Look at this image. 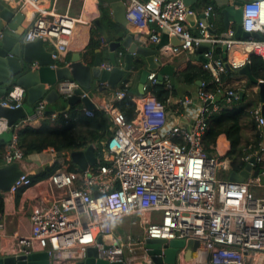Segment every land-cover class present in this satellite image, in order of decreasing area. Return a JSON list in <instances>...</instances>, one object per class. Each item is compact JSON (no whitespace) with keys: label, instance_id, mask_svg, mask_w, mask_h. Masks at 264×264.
<instances>
[{"label":"built area","instance_id":"obj_1","mask_svg":"<svg viewBox=\"0 0 264 264\" xmlns=\"http://www.w3.org/2000/svg\"><path fill=\"white\" fill-rule=\"evenodd\" d=\"M16 1L19 10L34 6L33 22L25 31L24 41L42 39L53 44L52 58L59 59L69 47L81 18L59 13L54 5L36 7L40 0ZM123 2L138 22L153 25L148 32L152 43L160 41L163 31L182 41L180 46L166 45L171 55L194 53L203 42L212 45L222 41L228 48L241 45L247 51L245 63L250 62V55L264 59V0L242 5V31L257 32L261 35L259 39H234V29L229 26L226 34L230 38L222 40L209 33L211 25H202L198 33H192L185 20L190 11L182 0ZM212 13V7L208 6L205 16ZM201 57L210 81L199 80L197 97L201 104L193 123L189 127L169 124L164 104L152 95L144 99L140 108L136 107L132 121H127L114 104L104 107L114 130L102 144V160L97 157L98 163L85 170L77 166L70 171L57 169L37 182L35 202L29 213V232L13 239L9 256L43 250L49 255V264H77L85 258L87 248L93 246L98 257L109 262L152 264L145 251V238L166 242L183 240L184 246L178 249L175 264H247L250 253L264 254V198L256 196L252 189L264 187L261 180L264 177V118L260 106L253 110L262 138L243 149L245 164L253 157L251 167L258 168L259 173L242 181L230 180L231 166L223 163L227 157L208 154L203 139L208 118L223 105L231 106L238 94L247 92L249 86L246 82L228 86L220 81L219 77L228 70L225 60L211 49L204 51ZM117 64L121 68L124 65L122 51H117ZM101 67L111 69L109 63ZM37 68L36 63L31 65L32 70ZM157 74V71L149 73L143 86L145 92L158 83ZM210 82L215 85L213 90L207 88ZM163 83L168 89L173 87L168 75H164ZM54 87L67 99L79 88V83L62 80ZM121 87L114 92L118 100L126 96L127 82L122 81ZM24 96V87L13 84L0 99V106L19 108ZM47 108V102L41 99L31 114L10 126L8 120L0 116V135L11 131L10 140L0 153V167L17 162L23 170L6 192L0 191L3 198L21 188L34 186L31 173L23 167L27 157L18 145L15 129L58 115H47ZM83 110L93 116L92 109ZM230 163L228 160L227 165ZM124 218L129 219L132 227L141 228L140 235L126 232L123 239L106 240L105 237L121 228ZM3 228L0 213V231ZM188 241L198 243L190 256L186 249Z\"/></svg>","mask_w":264,"mask_h":264},{"label":"water","instance_id":"obj_2","mask_svg":"<svg viewBox=\"0 0 264 264\" xmlns=\"http://www.w3.org/2000/svg\"><path fill=\"white\" fill-rule=\"evenodd\" d=\"M97 1L102 7L108 6L111 9L119 24H126L124 19L126 5L123 0ZM242 5L243 2L241 0H234L231 4L226 5L220 10L219 13L222 16L224 26V33L220 35L222 38H230L226 34L230 22L236 24L232 36L234 39H259L261 37L257 32L248 33L242 31ZM201 17H204L203 25H212L213 15L208 17L202 15ZM24 19L25 15L19 11H14L0 1V99L13 84H19L25 89V96L21 107L13 109L0 106V116L8 120V126L27 117L28 112L24 105H35L41 99H44L48 105H53L59 99H62L67 104L63 111L47 110V115L66 113L72 105L76 104H82L86 109H95V102L88 93L92 89L93 79H96L99 84H106L114 89L118 82L123 79L126 72L131 73L133 70L138 69L140 76L137 88L141 95L145 93L143 86L147 81L149 73L152 71L158 72V84H163L164 75H168L171 84L174 85L173 66L162 64L159 54L163 46L167 44L170 46H180L182 41L177 36H169L166 31L161 33L160 41L153 48L141 47L131 35H125L120 41H111L100 19L95 18L92 24L100 34L102 41L108 45V57L111 69L108 70L101 67L102 59L99 47L94 50L95 55L89 63L82 61L81 54L76 52L72 55L67 65L51 68L50 65L64 62V59H53L54 45L51 49H48L42 39L31 42L24 41L23 36L26 31L25 27L22 26ZM185 20L190 24L194 23L195 14L189 12ZM208 31L214 35L211 26ZM211 46V43L203 42L196 48L201 61L204 60L201 57L202 53L209 50ZM121 48L125 49V53L123 54L124 65L122 68L117 64V51ZM227 50L228 45L222 44L224 60H226ZM33 63L38 65V68L35 70L31 69ZM225 65L227 70H232L229 62L225 61ZM238 73L246 76L249 82L258 88L260 114L264 118V81H258L253 76L249 63H245ZM62 80H75L79 83V88L75 89L74 93L67 97V99H63L54 87ZM84 92L87 93L83 95ZM242 95L243 92H240L238 97L241 98ZM69 159L73 165L82 170L98 163L93 144H88L81 150L71 151ZM254 161L253 157L250 158L241 171H231L228 178L233 181H242L249 175L256 176L259 173V169H252L251 164ZM22 173V167L17 162L1 166L0 191L6 192ZM261 180L264 183V177H261ZM100 240V237H98V241ZM182 246H184L183 240H171L168 242L155 238H145L144 240L145 251L152 260V264H175L177 251ZM197 246V242H187L186 249L188 250V256H190L191 251H194ZM0 264H49V255L46 251H36L27 255L5 256L0 257ZM77 264H123V262H109L108 260L99 258L97 249L91 246L87 248L85 258L77 262ZM142 264L148 263L143 262Z\"/></svg>","mask_w":264,"mask_h":264},{"label":"crops","instance_id":"obj_3","mask_svg":"<svg viewBox=\"0 0 264 264\" xmlns=\"http://www.w3.org/2000/svg\"><path fill=\"white\" fill-rule=\"evenodd\" d=\"M8 7L12 8L14 11H19L22 14H25V19L22 23V26L27 29L29 25L33 22V14H34V6L27 5L25 8L21 10L18 9L16 0H0ZM186 7L190 12L195 14V22L187 23L189 30L192 33H198L200 27L203 25L205 10L208 6L212 7L213 14V23L211 25L212 31H214V37L217 39H224L220 35L224 33V26L222 23V16L219 13L220 10L228 4H231L234 0H182ZM243 3L252 1V0H241ZM54 5V8L59 13H68L72 17H80L82 18L80 22L77 23L75 27L74 34L71 38L70 45L67 48L66 52L60 56L59 59H64V62H58L56 67L65 66L71 60V57L74 53L78 52L82 56V61L89 63L94 54L87 49V45L89 40L92 38L95 41H98V47L100 48V54L102 59V64L109 63L108 57V45L102 41L100 34L94 28L92 22L95 18L100 19L101 10L106 12L108 19H110V26H106L100 19L101 23L105 27L106 31L111 38V41H120L117 40L119 35L125 37V35H131L132 38L141 46L147 48H153L156 43H152L148 40L149 37V29L153 26L152 24H143L138 22L135 19V16L125 10L124 19L126 21L125 25L119 24L115 15L112 13L111 9L108 6L102 7L97 0H40V2L36 5V7L40 8H49ZM207 25V24H206ZM209 27V25H207ZM230 29H234L236 24L234 22H230ZM118 29H117V28ZM209 29V28H208ZM263 36V35H262ZM24 37V36H23ZM122 37V38H123ZM210 43V42H209ZM222 44L224 42L213 43L210 49L214 52L216 48H221L220 56L223 58ZM45 46L48 49H51L53 44L45 42ZM166 46V45H165ZM163 46L160 50V59L162 60V64H169L173 66L174 74L179 65L189 61V60H200V55L195 51L194 53H181L179 55H171L169 46ZM240 46V47H239ZM241 45H233L228 48L226 60L229 62L231 69L228 70L226 74H222L219 77V80L225 83L228 86L238 85L242 82L249 81L248 78L244 75L238 73L239 69L245 64L246 61V53H243ZM240 48V49H239ZM118 51H122L125 53V49L121 48ZM85 54V55H84ZM224 59V58H223ZM201 61V60H200ZM140 71L138 69L133 70L131 73L126 72L123 76L122 81L127 82L126 90L129 92L133 98L137 108L141 107L142 102L146 98H151L152 94L150 91L145 92V94L141 95L138 92V83H139ZM122 81L118 82L116 88H110L106 84H99L96 79H93L92 89L88 91L92 100L95 102L96 107L101 103L105 105L113 104V101L116 100L114 96V92L121 87ZM174 91L169 97L164 101V110L166 114V120L169 124L177 123L184 127H189L197 114V109L201 104V101L198 99V87L199 80L194 81H181L177 80L174 75ZM247 93V94H246ZM243 93L241 98L246 97V102L250 105L251 110H254L260 106V100L258 95V88L255 85L249 87L248 91ZM186 100H190V103H185ZM36 104V103H35ZM28 115L32 113L35 105L29 106L24 105ZM67 104L63 103L62 99L56 101L53 105H48L47 110H55V111H63L65 110ZM222 107H228L223 105ZM84 108V107H83ZM252 119L253 117L249 114V116L243 117L241 119V135H242V146L245 148L248 143H250L254 136V128L252 127ZM255 121V119H254ZM256 123V121H255ZM41 124V121L32 124V127H38ZM264 138V136H263ZM105 141H102V144ZM95 148V145H94ZM212 152L209 154L218 155L215 153L216 149H221L223 153H226L230 149L229 142L227 141L224 135H220L214 147H212ZM71 151L67 153V157L69 159V154ZM102 153L100 152V155ZM55 150L51 147L38 152L30 154L24 161L23 167L29 173L34 174L40 171L41 169L50 166L55 160ZM97 156V155H96ZM98 157V156H97ZM102 160V157H98ZM75 166V165H74ZM40 181V180H39ZM38 182V181H37ZM33 183V187L29 188H21L16 193L9 195L4 199V208H3V221L4 228L0 231V257L9 256L11 253V245L13 239L19 235L27 234L29 232V213L31 210L32 204L35 202L34 197L36 195V188L38 185ZM260 189H254L253 191L258 190L259 193H256L258 197L264 198V189L263 187H257ZM255 193V192H254ZM121 230H114L112 236L105 237L106 240L119 237L120 239L124 238V234L126 232H130L133 235H140L141 228L132 227L129 223L128 218H124L121 222ZM104 239V240H105ZM43 251V250H38ZM248 259L250 262L247 264H264V254L261 253H250L248 255Z\"/></svg>","mask_w":264,"mask_h":264},{"label":"trees","instance_id":"obj_4","mask_svg":"<svg viewBox=\"0 0 264 264\" xmlns=\"http://www.w3.org/2000/svg\"><path fill=\"white\" fill-rule=\"evenodd\" d=\"M100 19L107 27L110 26L111 21L104 10H101ZM122 37V35H119L117 40H121ZM98 43L91 36L87 49L93 53L98 47ZM242 52L246 53L247 51L243 49ZM214 53L220 56L221 48H216ZM249 61L253 76L258 80H264V59L256 55H250ZM174 75L177 80L180 79L186 82L201 79L210 81V76L203 70V61L197 59L189 60L179 65ZM246 83L249 87L253 85L249 81ZM214 86V83L210 82L207 88L213 90ZM149 90L156 100L164 103L169 95L173 93L174 87L168 89L165 83H157L150 87ZM132 99L133 96L127 92L123 99L113 101V104L124 114L127 121H132L136 114V104ZM106 106L101 103L97 108L93 109V116H88L84 113L82 104L72 105L68 112L56 115L55 118L45 117L38 127L24 126L15 129L18 145L25 157L49 147L55 150V160L50 166L41 169L37 173L30 174L32 183L48 177L57 169L73 170L75 166L67 157L69 151L81 150L88 144H93L95 145V155L102 157V154L100 155L102 141H106L114 130V126L103 110ZM252 112L253 110L246 102V97L242 99L238 97L231 106L222 107L218 113L211 115L207 120V132L203 139V147L209 154L212 152V147H214L217 138L220 135H224L230 145L226 156L231 159V171L239 172L245 166V153L241 144V119L249 116V114L253 117ZM252 125L255 132L250 143L257 144L262 136L257 130L254 118L252 119ZM10 137L11 131L0 135V153L4 151ZM3 208L4 199L0 192V213L3 212Z\"/></svg>","mask_w":264,"mask_h":264},{"label":"rangeland","instance_id":"obj_5","mask_svg":"<svg viewBox=\"0 0 264 264\" xmlns=\"http://www.w3.org/2000/svg\"><path fill=\"white\" fill-rule=\"evenodd\" d=\"M105 27H106V26H105ZM84 55H85V54H84ZM63 103H64V102H63ZM216 150H217V151H215L216 154L220 155L221 157H225V156H226L225 153H223L221 149H216ZM212 155H213V154H212ZM226 157H227V156H226ZM227 159L231 161V159L228 157V158H225V159L223 160V163H225L227 167H230V166H231V163L227 165V163H228V160H227ZM254 189H260V188L254 187ZM261 189H264V187L261 188ZM254 192H255V195L258 196L256 193H259L260 191L255 190ZM117 230H118V229H117ZM120 230H121V229H120ZM118 232H119V230H118ZM140 233H141V231H140Z\"/></svg>","mask_w":264,"mask_h":264},{"label":"bare ground","instance_id":"obj_6","mask_svg":"<svg viewBox=\"0 0 264 264\" xmlns=\"http://www.w3.org/2000/svg\"><path fill=\"white\" fill-rule=\"evenodd\" d=\"M82 19V18H81ZM83 20V19H82ZM264 193V192H263Z\"/></svg>","mask_w":264,"mask_h":264}]
</instances>
